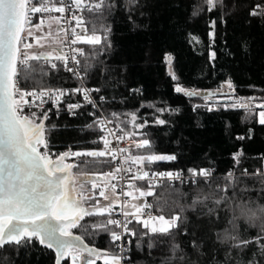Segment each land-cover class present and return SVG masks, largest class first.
<instances>
[{
	"label": "trees",
	"instance_id": "obj_1",
	"mask_svg": "<svg viewBox=\"0 0 264 264\" xmlns=\"http://www.w3.org/2000/svg\"><path fill=\"white\" fill-rule=\"evenodd\" d=\"M262 3L264 0H213L209 10L207 0H105L101 13L82 14L88 35L95 28L96 35L107 36L102 46L79 44L85 52L79 60L84 82L93 90L99 89L94 93L104 98V116L121 137L133 141L147 138L152 152L176 157L146 168L188 171L212 167L216 171L212 188L206 183L154 187L145 204L159 215L171 216L173 210L179 211V204L191 205L199 190L213 193L215 184L225 183L222 177L229 170L247 168L251 172L264 158V125L258 122L256 107L241 110L220 105L211 109L208 100L188 99L175 91L177 85L191 91L216 90L230 82L236 98L264 101V16L252 15L255 6ZM31 63L38 70L32 79H21L22 87L72 84L60 66L53 70L41 61ZM169 63L175 80L167 76ZM83 66H88L86 72ZM157 119L166 123L156 124ZM141 124L145 126L138 127ZM45 126L50 151L101 150L103 146V135L88 111L73 118L65 114L53 117ZM240 136L246 138L237 139ZM144 152L136 147L129 149L127 156ZM237 152L241 153L239 162L233 159ZM74 161L78 166L72 172L79 175L103 174L112 167L104 157H74ZM227 195L233 200L220 206L209 200L206 206L186 207L180 228L172 229L174 237L152 234L134 222L131 229L137 235L132 236L131 262L165 264L172 257V264H264L259 242L235 248L231 241L218 239L225 229L232 228L233 202L264 206V183L259 176L243 177ZM209 208L213 209L211 214ZM109 218L107 214L85 217L81 221L85 227L72 229V233L90 247L113 255L110 234L92 227ZM234 223L242 238L254 239L260 232L259 225L250 226L238 214ZM193 240L198 249L193 248ZM149 242L153 243L151 249ZM173 244L180 248L174 256ZM54 260L55 254L38 241L0 248V264H54Z\"/></svg>",
	"mask_w": 264,
	"mask_h": 264
},
{
	"label": "snow or ice",
	"instance_id": "obj_2",
	"mask_svg": "<svg viewBox=\"0 0 264 264\" xmlns=\"http://www.w3.org/2000/svg\"><path fill=\"white\" fill-rule=\"evenodd\" d=\"M207 3L210 6L209 10H211L213 0H207ZM104 7L105 0H95V2L92 0H55V2L54 0H0V248L8 245L26 246L28 243L38 241L40 245L55 253V264H62V261L67 264L69 260L71 264H96V260L104 254V250H98L86 244L80 235H73L72 229L84 228L85 226L81 224V221L85 217L104 216L106 213H110L114 206H118L116 202L119 200V196L116 195V185H111V191L116 197L112 204L102 208L93 204L90 208H86L83 206V201L95 198L77 191L76 185L79 184L83 188L85 183L90 182L89 177L85 175L81 178L74 174L72 169L78 165L65 161L71 157L98 158L106 156L115 160L117 153H124L127 150L122 147L110 148L111 141L106 137H101L104 150L57 153L53 159L45 135L48 131L45 126V121L49 118L48 111L43 109V105L49 101L56 105L61 96L68 93L62 89L29 90L20 84L21 79L28 81L33 78V74L38 69L31 62L40 61L42 58L46 61H60L66 71L80 77V72L70 66L67 56L62 51L54 56L52 53L33 54L27 51L33 48V44L27 42V37L33 35L29 29L39 27L33 24L32 17L35 14L60 13V16L49 15L46 19L55 20L58 25L62 22L66 25L69 22L63 14L68 12L75 21V27L71 28L72 38L68 40V43L102 46V40H107V36L96 35L95 28L92 29V35H88L87 29L84 27L85 18L75 13L85 10L101 13ZM252 15H257V12L253 11ZM44 20L45 17L41 16V24L44 23ZM77 28H80L81 31L77 32ZM106 30L110 31V29ZM60 31L67 30L61 27ZM25 32H27V36L22 35ZM213 35L214 33H209L210 37ZM72 51L80 56L85 55L83 49L73 48ZM214 55L213 53V58ZM71 63L80 66V61L76 55L71 57ZM50 67L56 70L58 65L51 64ZM83 67L86 72L88 66ZM39 71L43 74L42 68ZM173 79L175 80L176 77L173 76ZM228 88H232L230 82ZM89 91L84 88L75 89V92L82 93L85 101L95 107V102L90 98ZM91 91H99V89ZM175 91L188 97L197 95V93L187 91L179 85L176 86ZM28 97L32 99H27ZM100 99L103 100L104 98L101 97ZM80 106V104H68V109L72 111ZM242 106L245 109L249 108L246 103ZM258 107L262 109L258 113L259 123L264 125V106ZM26 108L40 109V113L38 115L36 111H33L29 115L25 111ZM135 120L136 116L133 114L132 121ZM155 123L163 125L166 121L157 119ZM144 126V124L138 125V127ZM109 132L111 134V130ZM245 138L244 136L237 137L241 140ZM118 139L123 140V137H118ZM136 147L144 149L145 152L127 158L132 164L138 166L137 173L131 175L130 179L137 181L148 178V186L147 190L132 183L127 184L126 187L135 189L140 197H147L153 195L152 189L156 186V178L166 177L170 182L175 180L184 182L179 172L143 170L157 161H173L176 159L175 155L152 152L151 143L147 138L138 142ZM41 149L44 150L41 151ZM240 155V152L233 154L234 161L239 162ZM130 171L131 169L117 167L112 171L103 173V176L116 180L117 173ZM188 172L193 177L191 183L198 185L200 178H203L210 188L213 187L214 170L200 168L188 169ZM252 176H259L261 182L264 183V171L250 173L244 169L241 176L229 171L222 177L225 183L223 185L215 184L213 193L204 194L202 190H199L191 205L179 204V211L173 210V214L169 217L163 214L153 216L148 213L147 218L141 220L139 217L143 214L144 208L151 207V205L133 206L135 207L134 212L125 211L121 213L125 218L123 221L109 218L92 225V227L108 232L111 242L116 243L121 240L122 233L113 231L109 226L121 228L124 233L129 235H137L128 228V224L131 223L128 217L132 216L136 223L142 224L145 229H149L151 223L153 225L150 228L152 234L159 233L174 237L176 233L172 229L180 228L186 207L206 206V202L209 200H212L217 206L232 201L233 197L227 195L229 189L235 188L243 177ZM123 178V176L119 177V179ZM91 183L93 189L98 187L94 181ZM217 193H224L225 195H217ZM130 194V192L123 190L120 192V195L124 196ZM99 195L106 200L111 199L106 194L105 189H101ZM230 207L234 213V219L236 214L240 217L251 210V207L243 202H233ZM160 211L163 213L164 210L160 209ZM212 211L213 209L209 208V214ZM234 219L229 222L232 224V228L225 229L218 235V239L225 242L231 241L235 248H246L249 244L259 242V251L264 253V224L259 225L260 232L254 239H245L235 232ZM85 230L87 229L85 228ZM192 246L195 249L199 248L195 240L192 241ZM152 247L153 243L149 242L148 248L151 249ZM179 250V245L173 244L171 249L173 256ZM120 259V256L113 254L104 260V264H120ZM165 264H172V257H168Z\"/></svg>",
	"mask_w": 264,
	"mask_h": 264
},
{
	"label": "built area",
	"instance_id": "obj_3",
	"mask_svg": "<svg viewBox=\"0 0 264 264\" xmlns=\"http://www.w3.org/2000/svg\"><path fill=\"white\" fill-rule=\"evenodd\" d=\"M55 2V0H54ZM95 2V1H92ZM59 6V5H57ZM259 6V7H257ZM87 10L83 11V12H76V15H80L82 16V14L84 12H86ZM257 12V15L255 16H264V14H261L262 12H264V3L262 4H258L255 6L254 10ZM49 15L52 16H60V13H37L35 14L32 19H33V24L34 25H42L41 21H40V17L43 16L45 17L44 23H47L49 21H55V20H49L46 19V17H48ZM65 16V18L68 20V24H63V22L58 25V34H57V40H58V45L57 47H52L49 49H41V48H37L35 49L37 51V54H39L38 52L41 53H45V52H49L52 53L53 56L58 53V52H63V54H65L68 58L69 64L71 67L76 68L77 71L80 72V77H77L75 75H73L72 72L66 71L64 68V65L62 62L60 61H56V60H50V61H46L44 58H42L40 61L43 64H57L58 66H60L63 70V72L68 75V77L72 80V84L70 85H63V86H56V87H40V88H28L29 90L32 89H36V90H40V89H62L65 90L68 94L61 96L60 101L58 104L53 105L50 101L48 103H45L43 105V109L48 111V119H51L53 117L57 118L63 114L67 115L70 118L75 117L76 115H78L81 111H88L89 115L93 118V120L95 121L97 127L99 128V130L101 131V129H103V131H101L103 137H106L109 141H111V143L109 144L110 148H118V147H122L124 149H126L127 151L129 149H134L136 148V144L138 143L137 141H133L131 139H125L123 138V140L118 139V137H121L120 133L118 132V130L112 125V123L104 116L103 112H102V105L104 103V99L101 100L100 98L102 96H97L91 87L87 86L84 82V74L80 68V66H77L76 64L71 63V57L76 55L77 59L80 60L81 56L78 55L77 53L73 52L72 49L73 48H78L80 49L79 43L72 45L70 43H68V40L72 38L71 36V28L75 27V21L72 19V16L66 12L63 14ZM56 22V21H55ZM57 23V22H56ZM64 27L67 31H60V28ZM34 28L37 27H32L29 29L32 30ZM77 32H80V28H77ZM22 35L27 36V32L23 33ZM27 42L34 44L35 42V37L32 36H28L27 37ZM32 49H28L27 51L31 52ZM78 88H84V89H88L89 91V96L90 98L95 102V107H93L92 104H89L87 101H85L84 96L82 93H77L75 92V89ZM234 93V91H233ZM235 96V95H234ZM233 97V96H232ZM27 99H32L31 97H28ZM235 106L234 108H238L241 110H246L242 105L243 104H247V102L245 101L246 99L244 98H235ZM237 101H241L242 104H237ZM37 103H39V101H37ZM261 104L258 106H264V101L260 102ZM68 104H80L81 106L79 108H76L72 111H69L68 109ZM256 106V108L258 107ZM226 109V107H223ZM230 108V107H229ZM232 108V107H231ZM248 110V108H247ZM26 113H28L29 115L31 114V112L36 111L39 115L40 113V109H36V108H31L25 109ZM47 119V120H48ZM103 121V123H101ZM109 130H111V134L109 132ZM44 149H41V151H43ZM101 150H104V145L102 146ZM127 151H125L124 153H117L116 155V159L112 160V158L110 156H106L104 158L108 159L110 161V163L112 164V167L109 171L114 170L117 167H123L126 169H131L130 172H122V173H117V179L116 180H112L111 182L113 184L116 185V195L119 196V200H117L118 202V206L113 207L110 213H106L110 218L112 219H118L123 221L125 218L123 215H121L122 212H124V204L126 201V197L124 195H120L121 190H123L124 192H126L127 188L126 185L129 183L138 185V184H142L145 185L146 187L148 186V178H146L145 180H137V181H133L130 179L131 175L136 174L137 170H138V166L135 164H132L127 158ZM53 154V159H55V154H57L54 151H50ZM69 152V151H66ZM74 152V151H71ZM66 163H74V157H71L69 159H66L65 161ZM205 169H212L214 170L212 167H204ZM200 169V168H199ZM244 169L247 168H242L241 171L239 172H234L233 170H229V171H233L236 175L241 176ZM144 171H156V172H179L181 173L182 179H183V183H181L180 180H175V181H168L167 178H156L155 181V187L157 186H161V185H169V186H187V185H197V184H193L191 183V180L193 179V177L191 176V174L188 171H181V170H161V169H147L144 168ZM248 170V169H247ZM108 171V172H109ZM228 171V172H229ZM260 171H264V158L261 161L260 166H257L255 169H253V171H249L250 173H258ZM120 176H123V179H119ZM214 177H216V171L214 170ZM199 183H205L203 178H200V182ZM106 194L111 198V199H115V196H110L109 193L106 191ZM104 199V198H103ZM110 200V199H107ZM145 205H150V204H145ZM151 213L153 216H158L157 212H154L152 210V207H147L144 208L143 210V218H147V214ZM128 219L131 221V223L128 224V228L131 229V226L135 221V219L132 216H129ZM132 230V229H131ZM116 232H120L122 233V238L120 241H117L116 243H113V246L115 248V255H118L121 257L120 259V264H133L130 260V253H131V248H132V236L133 235H129L127 233L123 232V229L121 228H116L115 230ZM111 256V255H110ZM109 256V257H110ZM104 264V263H103Z\"/></svg>",
	"mask_w": 264,
	"mask_h": 264
},
{
	"label": "rangeland",
	"instance_id": "obj_4",
	"mask_svg": "<svg viewBox=\"0 0 264 264\" xmlns=\"http://www.w3.org/2000/svg\"><path fill=\"white\" fill-rule=\"evenodd\" d=\"M58 30H59V28H58L57 23L55 21H49L45 24L40 25L37 28L30 30L33 33V36L35 37V42L33 44V48H32L30 53L37 54V51L35 50L37 48L49 49L52 47H57V45H58V40H57ZM80 31H81V29H80ZM79 44H82V43H79ZM38 53L40 54L41 52H38ZM45 53H49V52H45ZM214 91L217 93H221L222 95L218 98L208 100L207 103L211 109H217L220 107V105L222 107H226V108L236 107L234 104L235 103L234 102L235 96H233V97L231 96V93H233V88H228V83H224V84L220 85ZM245 101L249 105L248 110L251 108H255L256 106L261 104L260 102L253 100V99H246ZM236 103L240 104V105L242 104L241 101H237ZM259 111L260 110H258V112H257L258 122H259V115H258ZM137 142H140V141H137ZM76 175L80 176L81 178H83L85 175H87L89 177V181H90L88 183H85L83 188H81L80 185L77 184L76 185L77 191L83 192L87 196H91V197L95 198L93 200H84L83 201L84 207L90 208L93 204H96L97 207L102 208V207H106V206L112 204L114 199L106 200V199H103V197H101L99 195L100 190L105 189L111 197L114 196L113 192L111 191V185H113V183L111 182L112 181L111 178L105 177V176H103V174H80V175L76 174ZM92 181H94L97 184L98 187L96 189L92 188V183H91ZM145 190H147V189H145ZM126 192H130L131 194L129 196H125L126 201L124 204V212L126 211V212L131 213V212L135 211V207H133V206H144L145 205L147 197H140L139 193L137 191H135V189L127 188ZM116 203L118 205V202H116ZM114 207H116V206H114ZM158 216H159V214H158ZM139 218L141 220L145 219V218H143V214L140 215ZM152 226L153 225L150 223L149 229ZM157 226H159V225L157 224ZM108 253L109 252H104V254H102V256L97 260L100 261L101 263H104V260L106 258H110L109 257L110 255ZM69 264H71L70 260H69Z\"/></svg>",
	"mask_w": 264,
	"mask_h": 264
},
{
	"label": "water",
	"instance_id": "obj_5",
	"mask_svg": "<svg viewBox=\"0 0 264 264\" xmlns=\"http://www.w3.org/2000/svg\"><path fill=\"white\" fill-rule=\"evenodd\" d=\"M166 71H167V76L168 77H172L173 76V70L172 67L170 65V63L167 65L166 67ZM187 91H191V90H187ZM191 92H195L197 93V95L192 96V97H188L186 95H184L183 93H179L182 96L188 98V99H206V100H210V99H214V98H218L220 97L222 94L221 93H217L214 90H204V91H191ZM234 93H231V96H234ZM258 110H262L260 107H257ZM42 246V245H41ZM44 247V246H43ZM46 248V247H45ZM48 249V248H47ZM51 250V249H49ZM52 251V250H51ZM53 252V251H52ZM54 253V252H53ZM55 254V253H54ZM100 262L98 260H96V263ZM54 264H55V260H54Z\"/></svg>",
	"mask_w": 264,
	"mask_h": 264
},
{
	"label": "clouds",
	"instance_id": "obj_6",
	"mask_svg": "<svg viewBox=\"0 0 264 264\" xmlns=\"http://www.w3.org/2000/svg\"><path fill=\"white\" fill-rule=\"evenodd\" d=\"M262 209H264V206H260L259 208L251 207V210L246 215L240 216V218L250 226L264 224V211Z\"/></svg>",
	"mask_w": 264,
	"mask_h": 264
},
{
	"label": "flooded vegetation",
	"instance_id": "obj_7",
	"mask_svg": "<svg viewBox=\"0 0 264 264\" xmlns=\"http://www.w3.org/2000/svg\"><path fill=\"white\" fill-rule=\"evenodd\" d=\"M51 251V250H50ZM52 252V251H51Z\"/></svg>",
	"mask_w": 264,
	"mask_h": 264
}]
</instances>
